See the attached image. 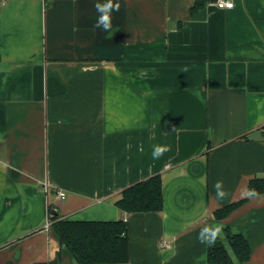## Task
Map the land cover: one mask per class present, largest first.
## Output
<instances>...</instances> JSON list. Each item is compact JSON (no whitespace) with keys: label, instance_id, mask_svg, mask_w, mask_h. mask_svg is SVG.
Wrapping results in <instances>:
<instances>
[{"label":"crops","instance_id":"0c3cea01","mask_svg":"<svg viewBox=\"0 0 264 264\" xmlns=\"http://www.w3.org/2000/svg\"><path fill=\"white\" fill-rule=\"evenodd\" d=\"M210 1L118 0L104 32L97 0H0V264H78L49 205L126 221L128 259L101 264H205L197 235L216 223L247 238L237 264H264V191L241 195L264 179V0ZM155 174L161 210L115 204Z\"/></svg>","mask_w":264,"mask_h":264},{"label":"trees","instance_id":"16d2710c","mask_svg":"<svg viewBox=\"0 0 264 264\" xmlns=\"http://www.w3.org/2000/svg\"><path fill=\"white\" fill-rule=\"evenodd\" d=\"M264 191V179L250 180L248 189ZM240 201L228 204L214 211L217 219L224 218ZM115 204L125 212L159 211L163 206L162 183L159 174L138 181L122 190L121 197ZM54 208L51 227L58 236L60 244L65 247L78 264H101L124 262L128 259L127 223L117 220H69L59 218ZM231 252L235 256L232 258ZM205 264H237L250 256L247 238L241 232L225 229L224 238L217 239L215 245L206 247ZM56 255L47 264H55Z\"/></svg>","mask_w":264,"mask_h":264},{"label":"clouds","instance_id":"9594fccd","mask_svg":"<svg viewBox=\"0 0 264 264\" xmlns=\"http://www.w3.org/2000/svg\"><path fill=\"white\" fill-rule=\"evenodd\" d=\"M94 7L96 12L99 13L94 27L104 32H110L112 28V13L119 12L121 7L120 3L118 2V0L115 3L114 0H105V2L103 3L97 0V2L94 4ZM228 7H232V5L229 4ZM127 147L130 148L131 145H128ZM170 150L171 148L168 145H155L153 147L152 157L153 159H159L165 152H168ZM213 189L215 193V199L219 201L226 200L230 195L224 187L223 180L215 181V183L213 184ZM241 195L244 198L255 199L258 198L260 194L254 188H245L242 190ZM224 227L225 226L222 223L205 225L200 229L197 235L198 242L210 248L211 246L215 245L217 239H220ZM196 259L198 262L202 260L206 261L207 254L197 257Z\"/></svg>","mask_w":264,"mask_h":264},{"label":"built area","instance_id":"2783aa9c","mask_svg":"<svg viewBox=\"0 0 264 264\" xmlns=\"http://www.w3.org/2000/svg\"><path fill=\"white\" fill-rule=\"evenodd\" d=\"M211 4H213L215 7L217 8H231V7H228L229 4H231L233 6V0H211L210 1ZM42 188L46 191L49 190V182L48 181H43L42 182ZM65 192L58 189L56 190V196L59 197V198H64L65 197ZM52 213L49 212L48 213V219L46 221V226L47 227H50L51 226V223H52ZM164 246H166L164 244Z\"/></svg>","mask_w":264,"mask_h":264},{"label":"water","instance_id":"95a60500","mask_svg":"<svg viewBox=\"0 0 264 264\" xmlns=\"http://www.w3.org/2000/svg\"><path fill=\"white\" fill-rule=\"evenodd\" d=\"M52 212H53V213H56V210H55V209H53V210H52Z\"/></svg>","mask_w":264,"mask_h":264}]
</instances>
